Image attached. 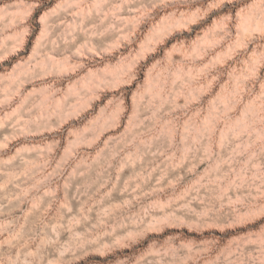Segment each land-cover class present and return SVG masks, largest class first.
<instances>
[{
	"label": "rangeland",
	"instance_id": "obj_1",
	"mask_svg": "<svg viewBox=\"0 0 264 264\" xmlns=\"http://www.w3.org/2000/svg\"><path fill=\"white\" fill-rule=\"evenodd\" d=\"M0 264H264V0H0Z\"/></svg>",
	"mask_w": 264,
	"mask_h": 264
}]
</instances>
